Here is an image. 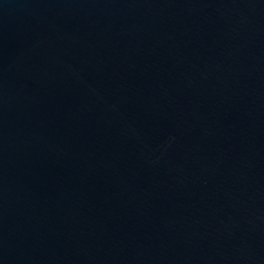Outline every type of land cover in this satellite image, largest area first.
<instances>
[{
	"label": "water",
	"instance_id": "95a60500",
	"mask_svg": "<svg viewBox=\"0 0 264 264\" xmlns=\"http://www.w3.org/2000/svg\"><path fill=\"white\" fill-rule=\"evenodd\" d=\"M0 264H264V0H0Z\"/></svg>",
	"mask_w": 264,
	"mask_h": 264
}]
</instances>
